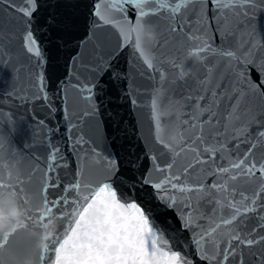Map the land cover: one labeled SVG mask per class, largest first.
<instances>
[{
  "label": "snow or ice",
  "instance_id": "6c2138e0",
  "mask_svg": "<svg viewBox=\"0 0 264 264\" xmlns=\"http://www.w3.org/2000/svg\"><path fill=\"white\" fill-rule=\"evenodd\" d=\"M241 29L247 39L236 42ZM125 49L143 69L135 75L154 81L146 133L144 85L121 66ZM23 57L35 61V99L58 95L65 112L71 99L73 147L89 153L61 185L60 149H50L31 195L23 179H0L3 221L17 199L24 209L0 228V264H29L33 247L36 264H195L162 227L178 208L180 227L196 234L194 257L264 264V103L252 104L264 102V0H0V68L19 70ZM118 141L126 156L98 151ZM198 172L211 183L189 184ZM196 195L213 205L206 227L193 216ZM53 224L51 246L37 243ZM22 232L32 243L17 245Z\"/></svg>",
  "mask_w": 264,
  "mask_h": 264
},
{
  "label": "water",
  "instance_id": "95a60500",
  "mask_svg": "<svg viewBox=\"0 0 264 264\" xmlns=\"http://www.w3.org/2000/svg\"><path fill=\"white\" fill-rule=\"evenodd\" d=\"M20 4V0H17ZM209 31H212L209 29ZM244 31L241 29L235 37L236 42L246 40ZM257 41L261 38L257 37ZM232 42V38H229ZM218 43V41H217ZM128 49H125L121 54L120 63L122 67L134 69V77L137 82L143 83L144 87L140 89V97L143 99L145 107V123L142 126V132H147V113L148 95L150 88L148 85L154 83L149 81L147 75L145 77L136 76L135 73L143 71L133 58L127 55ZM14 63H17L14 61ZM35 61L29 60L27 57L21 58L17 63L19 70L12 66L0 68V135L3 136V145L0 147V179L9 177L13 183L16 180L23 179L25 191L31 195L39 187V172L33 175V169L43 170L49 157L50 149L59 147L60 153L57 155V162L63 166L58 169L61 185L70 182L74 178V173L77 172L78 166H83L85 158L88 156L89 149L85 145L81 150L79 146L73 147L75 134L78 129L71 128L72 123H77L79 118L78 111L75 115H69L72 112V101L69 99L67 103H63V107L68 111H61L62 101L58 95L49 93V101L45 102L34 98V93H38V88L34 85L33 73L29 71L34 67ZM70 97L75 96V93L69 90ZM261 101H252L253 105H259ZM54 106L53 111L49 112L48 105ZM124 117L128 121L136 119L134 109L129 105H125L121 110ZM43 120L44 125L41 126L39 121ZM58 129L59 131H54ZM11 130V131H10ZM81 134L87 131V125L82 123L79 125ZM107 130V125L102 127V132ZM255 133V127L252 128ZM131 134V133H130ZM110 136V133H109ZM85 139H88L85 136ZM133 143L140 148V142L133 139ZM110 144V139H109ZM127 143L118 141L115 147H109L107 144H102L98 151L104 155L108 152L118 151L121 156L127 154ZM243 148V145L241 146ZM107 148V151H105ZM223 163V161H218ZM183 160L180 161L182 165ZM157 176L159 174H156ZM204 179L207 183H211L210 176H204L203 173H196L192 176L188 183L193 180ZM59 192V189L55 190ZM52 190H50V195ZM191 195V194H187ZM3 197H0V201ZM36 197H32L30 203H35ZM194 207L197 209L193 213L197 222L203 224V219L211 216L210 210L213 208L211 203L207 202L206 197L200 195L192 196L191 200ZM24 215V209L20 206L19 200H16L15 208L12 211L7 223L3 221L4 211L0 208V228L7 227L8 224L19 221ZM181 211L178 208L172 215L162 217V227L166 229L165 236L169 239V243L174 250L181 251L182 254L188 253L189 259L195 258V264H207L199 258L194 257V246L192 240L195 238V232L190 228H181L182 223ZM203 218V219H201ZM255 221H250L254 223ZM203 226H207L203 224ZM55 224L51 225L44 233L48 240H41L37 243L49 244L51 246V238L55 235ZM33 233L38 232L37 229H32ZM18 246H25L32 243L31 237L27 233H20L16 238ZM29 264H36L35 248L32 249V259Z\"/></svg>",
  "mask_w": 264,
  "mask_h": 264
}]
</instances>
